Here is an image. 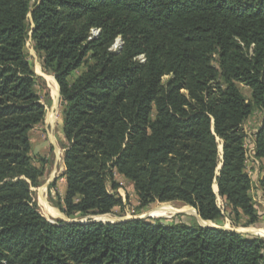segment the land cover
I'll return each instance as SVG.
<instances>
[{
	"label": "trees",
	"instance_id": "1",
	"mask_svg": "<svg viewBox=\"0 0 264 264\" xmlns=\"http://www.w3.org/2000/svg\"><path fill=\"white\" fill-rule=\"evenodd\" d=\"M29 40L65 107L62 213L111 214L118 173L140 210L177 202L220 226L48 221L32 190L48 161L36 165L31 132L47 108ZM257 110L264 163V0H0V264H264V238L223 229L218 205L259 222L244 131Z\"/></svg>",
	"mask_w": 264,
	"mask_h": 264
},
{
	"label": "rangeland",
	"instance_id": "2",
	"mask_svg": "<svg viewBox=\"0 0 264 264\" xmlns=\"http://www.w3.org/2000/svg\"><path fill=\"white\" fill-rule=\"evenodd\" d=\"M121 40L113 46V50L121 49ZM26 53L28 59L33 67L35 75L37 76V82L35 86V91L39 95L41 101L46 105V123L36 127L31 132V143L33 149V157L35 159L36 165L39 166L38 159L46 158L48 165L45 169V175L42 178V184L40 187L33 188L34 198L38 205L39 212L50 222L54 223L57 220H63L68 223H91L93 220L99 221H109V222H119L131 219H167L173 220L177 216H181V219H187L188 217L197 218V211L189 206H184L181 203H154L147 207L145 210H140V203L138 196L135 193L134 187L130 181L125 179L118 173L115 174V180L119 184L117 189H110V191L121 198L122 204L114 209L111 214L103 216H86L82 217L80 214H75L68 217L62 213L56 206L55 203L58 202V197L62 199L64 196V183H63V173H64V148L65 138L62 134L63 114H64V104L59 93L58 97H55L52 93L50 87L49 79L53 76L47 74L44 71L42 65V57L35 51L33 43L31 40L27 42ZM215 66L216 63H214ZM168 78H165L166 81ZM243 94L246 97H250V89L246 86L238 85ZM49 114V115H48ZM48 116V120H47ZM261 113L257 110L244 124V131L248 135V141L246 142V147L251 146L252 139L254 138L256 132L258 131L261 124ZM222 145V144H221ZM221 145L219 147L220 157L222 159V149ZM247 168L249 174L252 177L253 187L251 190V195L253 197L254 204L257 207L258 214L260 215L259 222L256 225L246 227V220L242 219L238 223L235 222L234 217L229 215V211L222 199L218 198V205L223 210L224 224L223 229L228 231H234L243 234H254L261 235L258 232H264V197L262 191L259 188L260 174L264 175V163L261 162L251 164L248 162ZM220 167V166H219ZM55 183V187L51 189L50 185ZM216 186L214 189L216 190ZM218 194V191L216 192ZM53 209V210H52ZM203 220V219H202ZM199 222V221H198ZM210 221L202 222L203 225H213L220 226L216 223H206ZM204 227V226H203ZM259 230V231H258ZM255 231V232H254ZM248 232V233H246ZM258 233V234H257ZM250 235V234H249ZM264 238V235H261ZM259 237V236H258Z\"/></svg>",
	"mask_w": 264,
	"mask_h": 264
},
{
	"label": "crops",
	"instance_id": "3",
	"mask_svg": "<svg viewBox=\"0 0 264 264\" xmlns=\"http://www.w3.org/2000/svg\"><path fill=\"white\" fill-rule=\"evenodd\" d=\"M53 80H55V78L53 77ZM56 81V80H55ZM58 92L60 93V90H59V88H58ZM53 93V92H52ZM54 95V94H53ZM49 115V114H48ZM63 119V118H62ZM47 120H48V116H47ZM47 121H46V117H45V123H46ZM61 126H62V134H63V122L61 123ZM63 137H64V135H63ZM254 141H255V138H253L252 139V144H251V146H249V147H247L248 148V150H249V156H248V161H247V164H248V162H251V164H255V163H261V161L260 160H257L256 158H255V156H254V152H255V147H254ZM222 151V150H221ZM222 154H223V151H222ZM65 168V167H64ZM64 172H65V170H64ZM64 174V173H63ZM263 176V174L261 175L260 174V178ZM62 178H63V183H64V185H63V187H64V193H65V191H66V180H65V178L62 176ZM214 191H215V189H214ZM218 191V190H217ZM217 191H215V192H217ZM53 210V209H52Z\"/></svg>",
	"mask_w": 264,
	"mask_h": 264
},
{
	"label": "water",
	"instance_id": "4",
	"mask_svg": "<svg viewBox=\"0 0 264 264\" xmlns=\"http://www.w3.org/2000/svg\"><path fill=\"white\" fill-rule=\"evenodd\" d=\"M32 32H33V31H32ZM32 32H31V34H32ZM122 44H123V42L121 41V46H122ZM121 48H122V47H121ZM221 149H222V151H223V145H221ZM221 167H222V164L220 165V167L218 168V170H220ZM217 190H218V186H217ZM196 213H197V212H196ZM149 217L154 218L153 216H149ZM197 218H198V221H199V223H200L201 226H204V227H211V228H216V226H213V225H203L202 222H205V221L202 220V218H201L198 214H197ZM92 222H103V221L93 220ZM103 223H112V224H114V223H116V222L105 221V222H103ZM246 233H248V232H246ZM248 234H250V235H254V234H251V233H248ZM254 236L262 237L261 235H254Z\"/></svg>",
	"mask_w": 264,
	"mask_h": 264
},
{
	"label": "bare ground",
	"instance_id": "5",
	"mask_svg": "<svg viewBox=\"0 0 264 264\" xmlns=\"http://www.w3.org/2000/svg\"><path fill=\"white\" fill-rule=\"evenodd\" d=\"M49 83H50V87H51V89H52V92H53V94H54V96L55 97H58V95H59V92H58V85H57V83L55 82V80H53L52 78H50L49 80ZM215 191H217V187H216V190ZM259 231V230H258ZM255 232V231H254ZM259 234H261V235H264V232L263 231H260V232H258ZM257 233V234H258Z\"/></svg>",
	"mask_w": 264,
	"mask_h": 264
},
{
	"label": "built area",
	"instance_id": "6",
	"mask_svg": "<svg viewBox=\"0 0 264 264\" xmlns=\"http://www.w3.org/2000/svg\"><path fill=\"white\" fill-rule=\"evenodd\" d=\"M99 33L98 30L93 31V35H97Z\"/></svg>",
	"mask_w": 264,
	"mask_h": 264
}]
</instances>
